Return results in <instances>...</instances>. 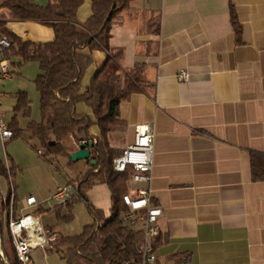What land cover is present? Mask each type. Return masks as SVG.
Here are the masks:
<instances>
[{"label":"crops","instance_id":"0c3cea01","mask_svg":"<svg viewBox=\"0 0 264 264\" xmlns=\"http://www.w3.org/2000/svg\"><path fill=\"white\" fill-rule=\"evenodd\" d=\"M231 4L239 34L230 20L229 0H130L111 29V47L123 50L122 67L140 65L148 85L120 102L125 129L108 132L106 139L119 155L132 143L137 124L153 129L150 197L162 209L154 264H175L177 259L180 264H264V0ZM90 14L91 2L84 0L77 18L83 22ZM7 26L23 40L47 42L54 36L50 26L34 21H9ZM104 58V52H92L82 90ZM19 60L8 59L10 80L15 66L20 72ZM34 66L36 78L40 70L37 62ZM181 70L188 73L185 81L176 78ZM0 93L3 111L8 94ZM75 109L93 119L85 103L78 102ZM24 117L25 125H19L23 131L30 120H40L39 94L38 117L31 118L30 113ZM89 133L98 136V126L92 124ZM72 144L68 154L78 147ZM58 157L71 170L64 182L56 179L38 196L29 194L36 206L26 205L29 195L19 196L15 183L19 167L13 163L15 216L37 215L47 236L82 231L65 232L62 225L55 226L53 212H42L52 207L47 201L57 185L90 167L88 160L69 163L68 156ZM4 164L9 165L6 156ZM132 186L128 184V189ZM81 200L87 211L83 226L93 222L88 206L104 216L110 213L111 192L105 183L92 185ZM53 254L66 264L55 241L31 250L34 264H50ZM13 260L11 250L6 252L0 243V264H14Z\"/></svg>","mask_w":264,"mask_h":264},{"label":"trees","instance_id":"16d2710c","mask_svg":"<svg viewBox=\"0 0 264 264\" xmlns=\"http://www.w3.org/2000/svg\"><path fill=\"white\" fill-rule=\"evenodd\" d=\"M84 0H47L39 4L35 0H2L0 3V37L5 36L9 47L1 54L10 59L20 60L18 65L37 62L39 74L34 83L39 94L40 120H30L24 129L31 138H36L45 149V161L53 164L51 155L68 156V150L84 141L93 142L90 159L94 165L79 173L71 182L76 194L63 205H53L42 212H53L55 226L68 223L73 218L74 204L84 197V192L96 183H105L111 192L112 205L108 216L88 206L93 222L83 226L82 231L70 235L60 234L55 242L56 251L61 253L66 264H123L138 257L142 232L123 220L126 206L122 196L128 191L127 180L130 171L118 172L113 169L116 151L107 142L111 131H123L125 123L119 118V104L133 92L145 90L148 86L142 78L141 66L126 70L121 65L123 50L112 48L111 29L128 8L130 0H90L91 14L83 22L77 18L78 8ZM230 20L237 34L240 27L229 0ZM9 21H34L48 25L53 30V39L47 42L23 40L8 28ZM158 28L155 29V32ZM102 51L105 58L99 64L88 84L81 89V80L86 69L92 64V52ZM13 117L9 127L13 137L19 136L16 115L20 111L28 116L30 99L24 91L16 92ZM83 102L92 110L93 119L76 112L75 106ZM96 124L99 135L89 133V127ZM53 141V143H51ZM70 144L71 146H69ZM6 158L9 160L8 155ZM69 163L73 161L69 158ZM89 162V160H88ZM0 175L11 176L14 187L15 165L9 160V167L0 161ZM70 183V182H68ZM9 187L6 198L0 196V216L8 217ZM64 208V211L62 210ZM4 250H11L14 264H17L11 237L4 238ZM155 245V242H154ZM175 264H180L177 259Z\"/></svg>","mask_w":264,"mask_h":264},{"label":"built area","instance_id":"2783aa9c","mask_svg":"<svg viewBox=\"0 0 264 264\" xmlns=\"http://www.w3.org/2000/svg\"><path fill=\"white\" fill-rule=\"evenodd\" d=\"M0 47L2 50L9 47V41L5 36L0 37ZM10 78L9 61L2 55L0 59V81ZM176 78L178 81H185L188 78V73L181 70L177 73ZM1 99L2 94L0 93V104ZM12 137L13 131L0 109V142L3 144ZM153 139L154 132L150 125L137 124L134 127L132 143L126 146L112 161L115 171H130L127 183L133 186L122 196V201L126 206L123 220L141 231L143 235L142 242L138 247V257L127 260L123 264H154L156 261L154 241L161 231L159 219L162 216V209L154 204L150 197ZM81 143L85 142L82 141ZM8 167L9 165H6V168ZM8 184L10 199L7 221L15 258L17 264H34L31 256L32 248H45L49 242L54 240L55 234L52 233L47 236L37 215L33 213H24L19 217L14 216L11 203L14 187L10 175L8 176ZM75 194L76 187L73 184H59L55 187L50 199L54 202L53 205H63ZM25 203L27 206L38 204L33 195L26 197Z\"/></svg>","mask_w":264,"mask_h":264},{"label":"rangeland","instance_id":"374dc122","mask_svg":"<svg viewBox=\"0 0 264 264\" xmlns=\"http://www.w3.org/2000/svg\"><path fill=\"white\" fill-rule=\"evenodd\" d=\"M2 0H0V3ZM153 23L155 19H152ZM2 48L0 47V59ZM20 72L16 71L18 68L15 66V72L13 78L10 80L0 81V92H5L8 96L3 99L4 110L2 112L6 119H11L13 116L14 106V94L19 88L28 90L29 98H31L30 117H38V94L34 83L35 73L37 66H34V61L23 63L20 66ZM131 70V69H130ZM16 120L18 124L23 127L26 122V118L21 112L17 113ZM39 151V152H38ZM45 149L39 143L36 138H31L25 131L14 138H11L8 142L2 146L0 142V161L4 163L5 156L8 155L9 160L11 158L13 163L19 167L16 170L15 183L18 187L19 196H27L29 194L39 195L40 192H44L48 184L58 179L60 182H64L67 173L71 170V166L63 159L57 157H51L53 164L45 161L43 155ZM58 161H57V159ZM56 165L58 168H56ZM75 179V178H74ZM74 179H71V183ZM9 184L5 177L0 175V192L1 198L3 195H7V189ZM12 209L15 216V195L12 198ZM47 204L52 205L54 202L49 198ZM9 208V206L7 207ZM73 218L68 223L62 225V229L65 232L75 233L81 231L84 222L87 219V211L85 204L82 200L76 202L72 208ZM42 222H47L42 219ZM55 234L53 241H57L59 233ZM10 236L8 221L4 215L2 216V225H0V243L2 244L4 238ZM11 237V236H10ZM3 247V245H2ZM50 264H65L57 254H53L49 257Z\"/></svg>","mask_w":264,"mask_h":264},{"label":"water","instance_id":"95a60500","mask_svg":"<svg viewBox=\"0 0 264 264\" xmlns=\"http://www.w3.org/2000/svg\"><path fill=\"white\" fill-rule=\"evenodd\" d=\"M53 143V141H51ZM93 146V142L90 141L88 144L81 143L78 145L77 149L75 151H72L69 153V158L75 162L79 160H89L90 165L95 164V160L90 159V148ZM0 225H1V216H0ZM2 264H5L2 262Z\"/></svg>","mask_w":264,"mask_h":264}]
</instances>
